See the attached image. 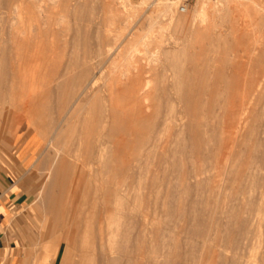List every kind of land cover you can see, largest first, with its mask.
Segmentation results:
<instances>
[{"label":"rangeland","instance_id":"374dc122","mask_svg":"<svg viewBox=\"0 0 264 264\" xmlns=\"http://www.w3.org/2000/svg\"><path fill=\"white\" fill-rule=\"evenodd\" d=\"M29 1L18 3V14L7 8L6 0H0V178L4 172L9 174L13 188L28 196L30 221L35 224L34 234L40 237V244L18 264H68L77 259L73 247L64 241L68 217L80 215L83 221L87 215L92 219L96 211L94 217L104 221L107 211L102 192H117L116 200L115 195L110 197L112 203L132 209L126 211L133 215L130 234L135 264H231L233 254L251 264H263L264 0H233L245 5L228 3L223 17L210 13L212 19L200 28L204 31L194 35L186 29L198 24L192 14L200 0H40L46 10L44 17L35 6L38 0ZM206 1L211 8L229 0ZM165 2L173 3L170 9H165ZM181 2L186 4L184 12L178 10ZM114 9L121 12V18H112ZM120 40L119 53L109 57L103 52L111 58L104 59L100 51L107 43ZM157 47L175 50L173 65L164 73L150 61ZM100 59L104 70L111 66L118 67V72L131 70L141 82L149 77L153 112L158 108L159 115L165 116L171 106L186 112L157 137L159 125L154 131L146 121L135 123L137 112L126 110L131 113L124 115L127 131L117 132L123 137L114 145L113 172L103 170V174L97 157L99 146L93 141L94 126L78 124L84 140L77 146L81 154L72 159L71 146L54 143L57 135L52 125L58 99L56 83L64 84L65 104L81 67ZM57 72L61 77L55 78ZM118 72L108 75L106 81L117 75L124 89L128 78ZM102 79L97 85L103 86ZM258 83V89L263 88L256 94ZM126 94L120 96L123 104ZM201 102L204 109L199 108ZM185 103L188 109L182 106ZM213 108L214 115L221 118L210 115ZM81 111L78 120L88 115L86 109ZM231 120H236L237 130L231 127L235 132L230 129L229 123L234 125ZM63 155L68 156L61 158ZM16 156L31 164L16 167ZM206 235L208 240L203 238Z\"/></svg>","mask_w":264,"mask_h":264},{"label":"bare ground","instance_id":"6f19581e","mask_svg":"<svg viewBox=\"0 0 264 264\" xmlns=\"http://www.w3.org/2000/svg\"><path fill=\"white\" fill-rule=\"evenodd\" d=\"M28 1L29 0H27L26 2H28ZM75 1H77V0H75ZM234 1L233 0L225 1L222 4L219 3L220 5L218 4V5L212 6L210 8L209 7L210 5L209 6L207 5L208 1L205 2V0H200V2L195 5L196 7H194V13L192 14L193 21L194 20L195 21L198 20V24L194 25V26H192V24H191L190 26L187 27L186 31L188 30L193 35L196 34V32H199L200 28H203V27L205 28L206 25H208V22L210 21V19H212L211 15L219 14L220 17L221 16L223 17L225 15L226 11H227L228 3L230 4V2H231V3H234V4H238V2H239V1L234 2ZM23 2H25V0H6V3L9 5L7 8L11 9V11L13 10L14 13L16 11L18 13V9H19L18 3H23ZM32 2H36V1L34 0ZM25 3H23V4H25ZM67 3H65V4L67 5ZM171 3L172 2H165L164 3V7H165L166 10L170 9ZM239 3L242 4V5H245L242 2H239ZM244 3H245V1H244ZM71 4L69 6L73 7L74 5L72 6ZM215 4H217V3H215ZM20 5H22V4H20ZM25 5H23V7H25ZM31 5H33V8H35V6H36L39 15H41L43 17L45 16L46 10H45L44 6L41 4L40 0H38L35 3V6H34V3L31 4ZM25 9H27V8H25ZM114 10H115V12H114V16L112 15V18L113 17L121 18V16H122L121 12L118 9H114ZM27 11L30 12V10H27ZM210 13H211V15H210ZM16 16H18V15H16ZM261 18H262L261 20L264 23V17L262 16ZM7 20H8V18H7ZM24 21H26V20H24ZM177 25L181 26L180 24H177ZM202 30H200V31H202ZM121 32L122 31L116 33L115 39H118V37H120ZM189 36H190V34H189ZM139 40H140V38H139ZM116 41H118V40H116ZM134 41L136 42V40H133V42ZM114 43H112V44H114ZM120 43H121V40L119 42H116L114 47H113V45L111 43H107L106 44V45H108L107 48L104 46L105 47L104 50H102V48L100 49V50H102V51H100L101 54L105 53L106 55H110L109 57H111L114 53L118 52V50H119L118 47H119ZM174 54H175V50H173V49L157 47V49L154 50L152 56L150 57V61L151 62L154 61V64H157V66H159L162 69V72H163L164 70L167 69L168 65H173L172 61H173V58H174ZM106 55H105V57H106ZM109 57H106L104 59H107ZM109 59H111V58H109ZM102 60H103V58H102ZM104 61L105 60H103L102 62H104ZM120 61H122V60H120ZM99 62H101V59L99 61L97 60L94 63L87 64V65L81 67V72H80V74L78 76V82H77L76 86L74 88H72L71 91L69 92V95L66 98L65 104L63 102V96H64V93H66V92H65V90L62 89V86H61V85H64V84H60L59 82L56 83L55 90H56V93L58 92V97L56 96L58 99H57V102H55L56 103V106H55L56 107V111L53 108L54 109V111H53L54 114L56 112V114H55L56 116L54 115L56 118L53 120L52 125H54L53 130L55 129L54 131H56V135H57V137H55V139H53L55 141L54 143L56 145L58 143L59 144L61 143V146H62V143L64 142V148L67 145H68V147L71 146L73 149L71 147H69V148L72 149V150H70V152H69L70 154L69 155H71L72 159L78 157L81 154V153L80 154L78 153L77 146L84 140L83 134L80 133L81 130L83 131V128L81 130H79L78 124L82 123L81 125H84V126H80V127H87L89 124H90V126H94V128L96 130V132H95L96 133V137L93 138V141L97 142L98 146H99V152H98V156L97 157H98V159L100 161V165L98 164L99 165V169H102V170L100 171L98 169V166H97V169L102 173L103 170L112 171L111 167H110V163L113 162V160L116 158V155L113 153L114 145L116 146L119 143V141L122 139V137H123V136L122 137L120 136L121 134L120 135L117 134V132L118 131H123V132L127 131L126 127H124L123 124L125 123L124 121H127L126 119L124 120V115H125V112H126V115L128 114L127 113L128 109H134L137 112V115H136L137 117L134 119L133 122L137 123V122H145L146 121L147 124L153 125L152 128H153L154 131H155V127L154 126L159 125L160 126L159 128L156 126L158 128V129L156 128L158 130V132L156 130V134H157L156 136L157 137L159 136L158 134L162 133V131H165L169 127L170 123L172 124L171 121H173V119L176 120L175 118L178 115L180 117V113H181V115L183 117L184 115H186V112L183 111V112H185V113H183L184 114L183 115L181 110L179 112L175 111L174 108L176 109L177 106L176 107L171 106L170 108H168V111H166L167 113L165 114V116L163 114H162L163 116L159 115L158 108H156L155 112H153V104H152L153 97H152L151 92H150V90H151L150 89L151 79L149 77L145 78L143 82H141L140 80L136 81L138 78L136 80L134 79V75L131 73V70H128L127 72H125L123 70L118 72V70H117L118 67L115 68V66H111V68H109L107 70H104L105 69L103 67L104 65L102 66ZM118 66H120V65H118ZM149 67H151V66H149ZM151 68H149V69L151 70ZM116 71L118 73H120V75L127 76V78H128L127 82H123L125 92H124L123 87L121 88V86L119 85V79L116 78L117 75H113L114 79H112L110 77L112 79V81H106L108 75L112 76L113 73L114 74L117 73ZM146 72L148 73L149 70H146ZM56 74L57 75H56L55 78L61 77L58 72ZM262 76L264 78V74H262ZM140 77H141V75H140ZM99 78H101V79L104 78L103 86L97 85V81H98ZM120 80L122 81V78ZM261 83L264 84V82H261ZM258 86H259V83L255 84V86H254V89L256 90V92L258 90L261 91V89L263 88L262 86H264V85H262L260 89H258ZM254 89H252L253 92L255 91ZM105 90L107 91V93H105ZM179 92H181V91H179ZM258 92L256 94H259ZM122 93H127L126 95H128V97H127V101L125 103L128 104L129 106H131V108H128L129 107L128 105L126 107V104L125 103L123 104L121 102L122 99H121L120 96L122 95ZM246 94H248L247 91H246ZM249 96H250V94H249ZM245 97H247V96H245ZM180 98H181V100L182 99L186 100V98L184 99V98H182V96H180ZM190 98H191V96H190ZM29 99H28V101H29ZM195 99L197 100V98H195ZM119 100H120V102H118ZM190 100H192V99H190ZM230 101H231V99H230ZM30 102H32V101H30ZM182 102H187L188 103V100L187 101H182ZM191 102H193V101H191ZM202 102H204V100ZM202 102H201V104L199 103L200 104V107H199L200 109H202V108L204 109V106H202V108H201ZM228 102H229V100H228ZM28 105H29V102H28ZM30 106H32V105H30ZM182 106L184 108H187V109L189 108L188 105H187V107H185L186 103H185V105L182 104ZM213 106H215V105L213 104L212 107ZM232 106H233V104H232ZM23 108H25V107H23ZM28 108H30V107H28ZM84 108L86 109V113H88V115L87 116L85 115V117H83V118L81 116L82 120L81 119L78 120V117L80 116V112H82L81 110H85ZM192 108L195 110V112H193V110H192V112L196 113L197 112L196 109L193 106H192ZM208 108H211V107H208ZM222 108H223V106H222ZM180 109H182V107ZM213 109H212V111L214 113H210L211 109H209V113H210V115L212 114V116L214 117L217 114L215 113L216 112L215 108H213ZM182 110H184V109H182ZM26 111H28V110L26 109ZM129 112H130V110H129ZM130 113L128 114V116L130 115ZM189 113L190 112H188V116L190 115ZM193 113H192V115H193ZM228 113H230V112H228ZM214 114H216V115H214ZM212 116H211V118H213ZM218 117H220V115H218ZM218 117L216 116V117H214V119L215 118L218 119ZM126 118H127V116H126ZM154 118H159V120L156 121V119H154ZM129 119L130 118H128V120ZM232 120L230 122H233V124L236 123V122H234L236 120H234V121H232ZM207 121H208V119H207ZM175 122H177V121H174V123ZM203 122L206 123L205 120ZM209 123H210V121H209ZM209 123L206 124V125H209ZM211 123H213V122H211ZM214 124H216V123L214 122L213 126H214ZM229 124H230L229 125L230 129L233 126L232 128L237 130V127L234 128V126L236 124H234V125H231L232 123H229ZM217 125H219L218 122H217V124L215 126H217ZM239 127H241V126H239ZM152 128H151V130H152ZM227 128L228 127H226V130L229 131V132H231V130L234 131L233 129L229 130ZM223 130L225 131V129H223ZM239 130H240V128H239ZM76 132H77V134H76ZM128 132L131 134L130 131H128ZM239 132H241V131H239ZM12 133H13V131H12ZM153 133H155V132H153ZM226 133H228V132H226ZM10 134L11 133H9L8 135H10ZM115 134H116V136L119 135L120 138H116ZM233 134L234 133L232 132V135ZM236 134L237 133H235V135ZM232 135L230 133L229 138ZM237 135L240 136L239 133ZM233 137H234V135H233ZM3 138L4 137L2 135V139ZM147 138H149V141H150L151 138H152V135L150 134V136L147 137ZM235 138H236V136H235ZM50 141H51V139H50ZM147 141H148V139H147ZM1 142L3 143L4 140L1 141ZM5 143H6V141H5ZM7 143H8V141H7ZM202 143H204V142H202ZM0 146H1V144H0ZM205 147H207V146H205ZM67 152H68V150H67ZM59 155H61V154H59ZM65 156L67 157L68 155H63V157L61 156V158H64ZM204 156H205V154H204ZM64 160L62 161V164L64 163ZM73 165L74 164H72V167H73ZM57 168L58 167H56V169L51 170L50 175L53 172L57 171ZM51 181H54V179L52 178ZM53 184H54V182H53ZM51 186L53 187V185H51ZM85 194H84V196H86ZM97 194H99V193H96V195L94 194V196L97 197ZM102 194H103V198H102L103 200L102 199H100V200H102V203L104 202L105 207H106L105 211H107L106 214L104 213L105 214V216L103 217L105 219L104 221L101 219V217L99 219L98 218L96 219V216L94 217L95 214H93V213H95L96 211L91 214V215H93V216H91L92 219H89V216L87 215L86 219H84V217H82L83 221H81L80 215L76 216L75 214L74 215L70 214L69 217L67 215V217H68V225L65 226L66 225V221H67L66 220L65 223H64V226L67 228L66 229L67 231L65 232L66 235L64 237V241L67 242V245L70 244L71 248L73 247L72 248L73 253L77 256V259H75L74 256H72L71 259L74 258L75 260H72L68 264H122V261H124V264H135L134 263L135 262V255H134V250H133L134 249L133 248L134 240H133V238H132V236L130 234L131 233V228L133 226V222L131 220V216L133 217V215L131 214V212H132L131 210L132 209L130 207L127 208V207H125L123 205H120L121 204L120 202L116 206H115V204L112 203L110 197L112 195H115V200H116L117 199V195H118L117 192H106V193L102 192ZM75 196H76V194H75ZM100 197H101V194H100ZM39 198H42V197H39ZM97 198L99 199V197H97ZM86 199H87V197H85V200ZM76 200H77V198H76ZM85 200L83 202H81V204L82 203L85 204L86 203ZM93 200H94V198H93ZM100 200H98L96 202L98 203V202H100ZM75 202H74V204H75ZM92 204H90V205H92ZM104 204L101 206V208L104 207ZM99 205H100V203H99ZM72 206H74V205H72ZM96 206H98V205H96ZM82 207H84V206H82ZM97 208H96V210H97ZM51 209L53 210V208H51ZM72 209H74V207ZM127 209H129V211H131V212H127L126 211ZM79 210H80V208H79ZM81 210H82V212L84 211L83 213L86 212L85 209H83V208ZM103 210L100 211V212H103ZM48 211L51 213L50 210H48ZM87 211H89V210H87ZM71 212L73 213L72 210H71ZM82 212H79V213L82 214ZM89 213H91V212L89 211ZM98 214H100V213L97 212V215ZM56 215L57 214H55V216ZM84 215H86V213ZM98 216H101V215H98ZM142 220L145 221L146 218L145 219L142 218ZM142 220H141V224H142ZM140 230H141V228H140ZM143 230L145 232V228H142V231ZM139 234L141 235V233H139ZM61 235H62L61 237H63V234H61ZM142 235L144 236L145 234L143 233ZM203 238L208 240L207 235H206V237H203ZM60 240H62V239H60ZM261 242H262L261 246L263 248L264 247V231H263V236H262V241ZM205 245L203 243V247H205ZM63 252H65V251H63ZM262 253H264V250H262ZM71 255H73V254H71ZM70 256H69V258H70ZM67 260H68V258H67ZM230 260H231L230 261L231 264H251L248 260L242 259L239 255H236V254H233L231 256ZM262 260H264V259H262ZM262 262H264V261H262Z\"/></svg>","mask_w":264,"mask_h":264},{"label":"crops","instance_id":"0c3cea01","mask_svg":"<svg viewBox=\"0 0 264 264\" xmlns=\"http://www.w3.org/2000/svg\"><path fill=\"white\" fill-rule=\"evenodd\" d=\"M16 159L18 168L31 164L24 162L25 157ZM9 177L4 172L0 178V264H18L24 254L40 244V237L34 234L35 224L30 221L28 196L19 192L17 186L13 188Z\"/></svg>","mask_w":264,"mask_h":264},{"label":"built area","instance_id":"2783aa9c","mask_svg":"<svg viewBox=\"0 0 264 264\" xmlns=\"http://www.w3.org/2000/svg\"><path fill=\"white\" fill-rule=\"evenodd\" d=\"M178 10H179L180 12H184V11H186V4H185V2H181V3L178 5Z\"/></svg>","mask_w":264,"mask_h":264}]
</instances>
